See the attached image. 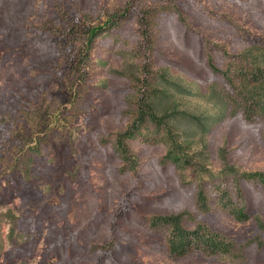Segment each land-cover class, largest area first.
Returning <instances> with one entry per match:
<instances>
[{"label":"rangeland","instance_id":"374dc122","mask_svg":"<svg viewBox=\"0 0 264 264\" xmlns=\"http://www.w3.org/2000/svg\"><path fill=\"white\" fill-rule=\"evenodd\" d=\"M146 7L158 10L159 125L126 141L125 161L114 144L133 121ZM87 28L102 30L83 81ZM258 41L264 0H0V264H264V114L247 122L226 106L232 91L210 68ZM212 180L240 185L248 221L216 208ZM178 214L186 231L233 240L234 256H171L149 220Z\"/></svg>","mask_w":264,"mask_h":264},{"label":"trees","instance_id":"16d2710c","mask_svg":"<svg viewBox=\"0 0 264 264\" xmlns=\"http://www.w3.org/2000/svg\"><path fill=\"white\" fill-rule=\"evenodd\" d=\"M157 11L155 8L146 7L141 10L137 18L141 38L139 53L143 61L139 66L141 77L134 79L138 81L137 83L140 82V90L138 88V99L133 121L122 133L116 136L114 144L115 153L125 161L131 158L128 154L126 141L139 136L145 125L151 124L156 127L159 125L149 98L150 92L153 91L151 86L156 75L153 69V56L157 41ZM128 15L129 13L127 14L125 10H123V13L119 11L115 16L116 19L109 20V26L118 25ZM101 30L102 28H87L84 32L81 55L73 65V69L83 81L89 73L91 52L96 39L101 34ZM251 46L253 48L248 50V54L238 56L239 60L230 62L232 66L228 65L224 71H217L213 65H210L211 70L219 73L227 87L232 91V94H224L221 98L222 102L226 106L231 104V109L239 111L242 118L247 122H252L264 114V42H253ZM230 172L233 173L232 177L235 176L233 169H230ZM241 177L246 181L255 179V176L252 175L246 176L243 174ZM212 182L209 187L214 190L215 194L217 193V200L219 201L216 208L232 215L239 222L248 221L250 214L245 211V195L240 185H228L225 181L219 183L218 180H212ZM197 187H199V210L203 212L210 211L207 196L204 194V185H198ZM183 216L184 214H178L155 217L149 220L152 228L167 230L168 233L164 238V242L171 256L183 258L193 253L214 257L230 258L234 256L237 246L233 240L202 225L197 226L191 232L186 231L182 226ZM258 225L259 228L264 229L260 223ZM14 231L15 225L11 224L7 237L9 240L12 239ZM2 250L3 241L0 236V253Z\"/></svg>","mask_w":264,"mask_h":264}]
</instances>
